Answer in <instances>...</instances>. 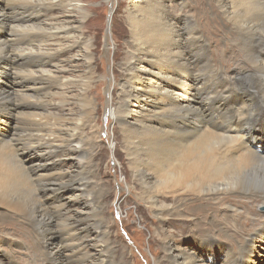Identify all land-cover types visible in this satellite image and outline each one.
I'll return each instance as SVG.
<instances>
[{
	"label": "bare ground",
	"instance_id": "1",
	"mask_svg": "<svg viewBox=\"0 0 264 264\" xmlns=\"http://www.w3.org/2000/svg\"><path fill=\"white\" fill-rule=\"evenodd\" d=\"M16 1L23 4L0 9V83L7 69L16 70L8 78L13 90L0 88V124L11 112L21 116L11 135L0 130V221L23 226L37 244L39 264H118L100 214L108 191L92 167L99 134L86 90L93 81L83 78L85 69L75 72L79 58L91 68L81 25L88 11L81 0ZM204 5L207 16L216 13L222 20L217 28L226 32L222 45L207 43L198 32L199 23L210 19L200 7L178 23L163 0H130L123 102L106 107L108 124H118L139 200L161 227L154 263L210 264L213 252L215 264H255L256 250L264 249V226L252 229L251 215L221 202L238 199L245 208L254 200L256 207L264 206V150L253 145L264 140V0H205ZM56 11L73 19L58 21ZM6 32L8 37H1ZM210 45L222 47L218 60L231 47L232 58L245 68L224 77L209 58ZM152 62L161 68L160 83L145 81L151 72L145 64ZM82 83L78 95L73 86ZM142 104L153 109L139 110ZM73 160L69 168L64 165ZM216 207L230 212L220 222L232 231L223 236L236 249L222 244L207 251L216 240L210 233L199 236L194 249L183 247L164 230L170 221L192 223Z\"/></svg>",
	"mask_w": 264,
	"mask_h": 264
},
{
	"label": "rangeland",
	"instance_id": "2",
	"mask_svg": "<svg viewBox=\"0 0 264 264\" xmlns=\"http://www.w3.org/2000/svg\"><path fill=\"white\" fill-rule=\"evenodd\" d=\"M14 2H16V5L23 4L16 0ZM14 2L0 0V9L5 6L8 7ZM129 2L130 0H81L80 5L88 11L81 25L89 39L88 46L90 52H92V62L91 68L87 69L86 64L88 60L79 58L77 60L78 68L75 72L84 71L85 69L87 72H84L83 78L85 80L89 78L90 81H93L90 88L86 90L87 97L93 103V107H95L94 118L97 138L99 134V139L96 143V156L92 167L96 172L94 174L96 176L95 180L100 182L101 189L105 192L108 191L107 195H109V198H105L101 202L100 214L107 227L110 243L116 248L117 262L118 264H156L152 260L160 256L158 252L161 247L159 241L161 227L147 206L139 200V189L133 184L130 164L122 148V141L119 138V126L115 121L108 124L109 113H106V107H110L113 110V107L117 108L119 103L123 102L120 94V85L124 69L128 63L130 33L126 16ZM204 3L205 0H163L167 13L175 17L178 23H180L179 19L183 16L191 17L194 11H197V7H200V11L205 15L208 14L209 8ZM212 16L213 18L207 16L210 19L205 25L201 26V23H199L198 32L204 35L207 43L212 41L213 44L217 41V43L222 45L226 38V35L223 33L226 32L217 29L219 25H222V20L216 13H213ZM53 17L61 22L73 19V16H62L61 11H56ZM43 18L44 15L41 14L40 19ZM7 34L8 32L3 33L1 37L7 38ZM214 47L213 45L209 46V58L215 60L214 65L221 71L224 77L229 78L235 74H239L241 66L245 68V65L239 59L232 58L231 47H226L227 49L224 50L226 53L225 58L220 60L216 59L215 55L220 53V51L222 54L223 49L219 45L215 49ZM145 65L149 66L150 68L148 69L151 71L145 74V81L151 78L156 83L162 82L160 66L153 62L146 63ZM14 72L16 70L12 68L7 69L8 76L4 80V83H0V88L6 91L13 90V86L11 87L8 78ZM163 83L166 84V82ZM80 85L77 87L73 86L75 93L78 95L84 84ZM142 105H144L143 109L139 110L145 111L146 108L153 109L150 105ZM131 106L132 109L138 110L135 104ZM79 108L80 106L76 103L72 106V110L74 111H77ZM160 110H156V112ZM19 117L21 116L18 113L11 112L6 118L5 124H0L2 135L12 134L15 122ZM110 134V137L114 136V140H109ZM263 134L264 132H262L261 136ZM262 143L261 141L255 142L253 145H255L256 149L261 147L264 150V140ZM74 162V160L70 162L64 161V165L69 168L71 163ZM16 191L20 197L21 191L19 187H17ZM237 200L226 199L221 204L223 206L231 204L235 208H241L240 212L242 214L248 213L251 215L254 222L250 220L248 223L252 226V229L260 225L264 226V206L256 207V203L252 200L248 206L243 208L239 201L240 205L236 202ZM203 204L206 205L205 203L201 205L204 206ZM217 210L213 211L212 214L211 212H206L205 218L202 217L203 214L197 215V217H194L195 221L192 223L170 221L168 227H165L164 230L166 233L173 234V239L176 240L178 245L183 247L189 245L194 249L196 244H198L197 240L199 236L205 237L210 233L216 240L208 246L207 251H212L217 245L220 246L222 244L230 247L234 246L233 248L236 246L237 248L236 244L233 245L227 240V235L223 236L224 230L227 229L225 228L226 225L220 222L221 218L229 216L230 212L228 210L224 212L218 208ZM3 211L0 209V212ZM212 216L215 217L214 222L211 221L213 219ZM0 222V263L39 264V261H37L38 257L34 255L38 250L37 244L31 240L22 228L23 226L11 223L3 224V221ZM239 222L238 220L234 223L235 228L239 226ZM219 230L220 232H218ZM227 232L232 233V231L228 230ZM217 258L218 256L211 252L207 258V262L215 264L214 262H216ZM221 258H224V256ZM254 258L255 264H263L264 249L258 248ZM219 260L222 261V259Z\"/></svg>",
	"mask_w": 264,
	"mask_h": 264
}]
</instances>
